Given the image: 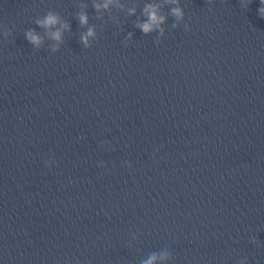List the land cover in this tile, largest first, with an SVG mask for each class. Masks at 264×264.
<instances>
[{"label": "clouds", "instance_id": "obj_1", "mask_svg": "<svg viewBox=\"0 0 264 264\" xmlns=\"http://www.w3.org/2000/svg\"><path fill=\"white\" fill-rule=\"evenodd\" d=\"M114 0H104L103 4L96 3L94 6L99 11L101 8L107 9L110 4H112ZM168 3L179 5L180 0H167ZM209 4L213 3L214 0H207ZM240 5L242 8H248V6L251 4L252 0H239ZM260 8H259V16L260 18H264V0H260ZM81 8H86L87 5L80 4ZM161 7L160 4L156 3H149L146 4L144 7V16L146 17V20L143 22H138L136 24V27L140 28L144 34H150L154 30H158L161 37L164 35V28L161 27V25L165 22L166 17L164 15L159 14V8ZM136 11V8L133 7L129 10V14H134ZM171 14L177 19V21H183L185 19V12L184 9L180 6L171 8ZM77 18L81 24V26H87L88 25V16L86 13L79 12L77 13ZM36 23L45 28L51 30L52 28L59 25V27L55 31H49V36L51 39L57 41L58 43L56 45L52 46V51L56 52L59 50V44L62 43V33L64 30H70V24L63 21L62 18L59 16V14L49 11L48 14L43 18L36 21ZM177 25H173V27H176ZM185 30H189V27L187 24H185ZM8 33L4 32L3 35H7ZM131 33H129V37H131ZM27 39L30 43H32L35 47L39 48L42 43L43 39L40 35H38L34 30H28L26 32ZM96 33L94 27H89L86 33H83L81 35V43L84 45L85 48L91 47L89 38H95ZM156 43H160V40L158 39ZM46 166L47 163H46ZM156 259V257L153 255L148 260L144 261V264H153V261Z\"/></svg>", "mask_w": 264, "mask_h": 264}]
</instances>
